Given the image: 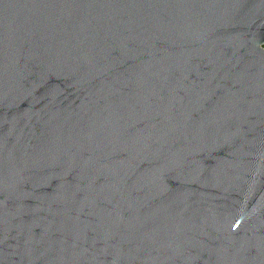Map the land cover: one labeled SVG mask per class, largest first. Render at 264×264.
I'll return each mask as SVG.
<instances>
[{
  "label": "water",
  "instance_id": "95a60500",
  "mask_svg": "<svg viewBox=\"0 0 264 264\" xmlns=\"http://www.w3.org/2000/svg\"><path fill=\"white\" fill-rule=\"evenodd\" d=\"M0 264H264V0H0Z\"/></svg>",
  "mask_w": 264,
  "mask_h": 264
}]
</instances>
